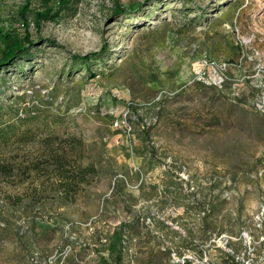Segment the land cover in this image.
I'll return each instance as SVG.
<instances>
[{
  "label": "rangeland",
  "instance_id": "1",
  "mask_svg": "<svg viewBox=\"0 0 264 264\" xmlns=\"http://www.w3.org/2000/svg\"><path fill=\"white\" fill-rule=\"evenodd\" d=\"M50 7L0 0L35 47L1 123L25 107L36 133L0 147V264H264V0Z\"/></svg>",
  "mask_w": 264,
  "mask_h": 264
},
{
  "label": "trees",
  "instance_id": "2",
  "mask_svg": "<svg viewBox=\"0 0 264 264\" xmlns=\"http://www.w3.org/2000/svg\"><path fill=\"white\" fill-rule=\"evenodd\" d=\"M45 1V7L46 10L42 12H37L35 14V21L34 24L36 26L39 25L41 20L52 18L54 15H51L52 8L50 7V3L55 1L58 6H61V4L65 3L66 0H44ZM22 26L24 27V35L21 37L17 33H9V32H2L0 31V44L2 45V54L0 57V74L1 72H7L9 68L14 67L16 68L17 65L22 63L23 61H32L35 57V53L32 51L33 45L31 43L30 35L28 32L29 23L27 19L22 15ZM76 61V60H74ZM79 62H84L83 69L90 71L89 67V57H83V59ZM86 66V67H85ZM18 74H22V71L17 72ZM93 74V73H91ZM17 110H14L13 117L10 119L5 120L1 123V120L3 117L0 115V147L7 146L9 141L12 140V137L19 138V141L26 142L31 140L35 137L36 133L33 131L32 128L25 129L24 132L19 134L20 128L23 125H28V123H31L35 120V117L31 116L29 114L28 109L25 107ZM19 110L22 112L19 113ZM24 111V112H23ZM8 113V112H7ZM11 111H9L8 115H11ZM25 113V114H23ZM27 128V127H26ZM4 145V146H3ZM66 161L62 159L61 157H57L56 155L53 157L52 163L56 166L58 170H60V174L63 175L64 178L77 180L78 182H84L85 178L88 174L96 173L95 169L92 166L89 167H81L77 166L76 168H73L71 170V173L68 171H65L64 166ZM0 168H3V171H6L7 167H3L0 165ZM67 173V174H66ZM70 174V176H68ZM123 234V229H121L117 235V239L113 241V244H111V248L114 250H119V252L122 249V243H121V235Z\"/></svg>",
  "mask_w": 264,
  "mask_h": 264
}]
</instances>
